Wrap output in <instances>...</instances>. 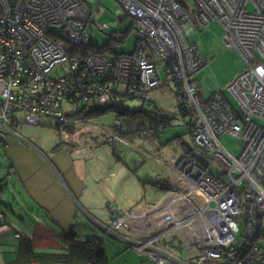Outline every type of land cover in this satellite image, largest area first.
I'll use <instances>...</instances> for the list:
<instances>
[{
    "label": "built area",
    "instance_id": "2783aa9c",
    "mask_svg": "<svg viewBox=\"0 0 264 264\" xmlns=\"http://www.w3.org/2000/svg\"><path fill=\"white\" fill-rule=\"evenodd\" d=\"M88 1L0 0V146L14 138L40 152L19 129L40 126L43 118L62 127L66 144H80L68 151L74 159L83 147L90 154L79 139L90 131L106 135L102 145L123 143L105 122L74 113L83 103L109 102L114 92L144 98L169 69L182 87L195 144L221 165L223 176L216 178L183 151L163 201L137 212L112 206L119 217L97 224L104 241L115 238L157 264H187L162 245L174 231L195 253L192 264H264V0H114L141 26L135 52L119 56L87 53ZM193 22H218L227 50L244 62L246 70L226 87L237 110L222 88L204 98L194 80L207 60L188 40ZM227 135L240 142L238 157L223 146Z\"/></svg>",
    "mask_w": 264,
    "mask_h": 264
},
{
    "label": "rangeland",
    "instance_id": "374dc122",
    "mask_svg": "<svg viewBox=\"0 0 264 264\" xmlns=\"http://www.w3.org/2000/svg\"><path fill=\"white\" fill-rule=\"evenodd\" d=\"M88 6L92 13L86 27V34L89 43L98 49L109 47L113 53L120 55L134 53L137 48L138 31L141 27L140 24L132 18L127 17L123 8L114 0H89ZM249 10L252 11L253 7L250 6ZM190 30L191 33L188 37L189 42L198 45L202 55L207 60L206 66L194 77V80L200 84L203 91V97H210L212 90L216 87L222 88L226 97L237 110L238 106L234 98L226 91V87L236 76L246 70L244 62L237 53L227 50L223 41L224 31L218 22H213L207 26H199L197 23L193 22L190 24ZM167 73V86L164 90L160 91L161 96L163 95L165 97V103L161 104L163 99H159V97L156 102L160 107L165 106L164 109L167 111L165 115L170 119V126L165 128L161 132L162 134L155 132V138L144 140V138H141L138 135L137 127L129 124L127 120L122 118L124 131L127 133L126 139L130 144L125 145L124 142L118 143L116 145V150L114 151L106 148L110 160L116 161V159H118L121 163L126 162V165L131 168L132 174L138 176L141 180H150L148 182L151 183L153 177L159 176V179L163 181L164 184L167 183L168 178L170 177L169 171L167 173V168L170 166L167 167V165L172 163L173 159L180 158L183 151L187 152L188 149H191L198 162L201 158H204L206 162L209 160L207 163L205 162L202 165L199 164L203 168L209 165L205 169L216 178L221 179L223 176L221 165L213 160L212 157L204 155L202 150L195 144L191 135L192 118L190 116L183 117L179 112L177 98L178 87L173 82L172 76L169 75V72ZM56 75L60 74L53 73V76ZM162 87L163 86L157 87L152 93L156 94ZM142 104L143 103L137 101L126 102V106L130 109L141 108ZM116 119L117 116L110 113L96 122L108 120V125H110ZM20 133L25 139L36 145L40 151H35L25 145L21 147V157L26 154V156L30 158V155H27V153L28 151H32L40 157L41 161H44L45 164L49 165L52 164L50 156L52 153L51 148L56 146L54 148V150H56L57 147H63L65 148V152L66 149H68L66 146H63L62 139L59 137L57 124L50 119L43 118L40 126L23 124ZM88 133H90V135H85L82 139L92 141L95 131H90ZM150 133H154L153 130H149V135ZM102 137H106V135L104 134L101 136L100 140ZM15 141L19 143L17 140ZM221 142L232 156L238 157L240 155L242 146L238 139L227 135L222 138ZM0 147V191L6 202L11 203L13 201V196L18 197L17 190L21 191L22 187L20 183L17 182L15 176H9L10 172L16 169L13 166V153L9 152V150L4 151L5 146L1 145ZM19 147L20 144H15L10 150L18 151ZM114 152H116L115 155ZM96 153L102 163L103 160L106 159L103 151H96ZM24 159L28 161L27 158L24 157ZM32 161L34 160L32 159ZM82 180H84V178ZM110 187L113 188L112 185H110ZM146 189L149 192L147 198H153L152 193L153 191H156V189L147 183ZM165 196V194H161V198L156 205L160 204ZM6 215L9 219L13 218L11 211L6 212ZM81 218L84 219L83 214ZM100 236H102V239L104 238V234L101 231ZM105 245H108L109 247L108 256H110V254L115 256L120 252L119 255L112 258V261L115 264H124L125 260L129 262L134 259L139 260L140 258L148 261L144 264H157L150 260L147 254H141L137 250L115 238L106 239L104 241V246ZM162 245L179 260L187 262L186 257L190 256V251L187 249L183 238L178 232L173 231L165 235L162 238Z\"/></svg>",
    "mask_w": 264,
    "mask_h": 264
},
{
    "label": "crops",
    "instance_id": "0c3cea01",
    "mask_svg": "<svg viewBox=\"0 0 264 264\" xmlns=\"http://www.w3.org/2000/svg\"><path fill=\"white\" fill-rule=\"evenodd\" d=\"M167 82L154 94L155 100L158 97L163 99L161 104L165 103V97L161 96L160 91L166 88ZM160 108L167 112L164 109L165 106ZM102 122L106 123L108 130L113 129L114 121L110 125L108 120ZM60 132L59 137L62 139L63 146L68 149L65 152L63 147H57L56 150H54L56 146L51 148L52 164H49L50 166L41 161L40 157L32 151L27 153L30 158L26 154L21 157L23 145L13 138H9L4 147V151L9 150L13 153V166L16 171L14 170L15 174L12 176L17 178L22 189L17 190L18 197L13 196L11 203L6 202L0 191V213L3 214L4 224L7 227L0 231V264H13L19 247L25 240L31 241L38 253H65L68 246L62 239L63 233L74 232L81 240L102 239L101 229L97 224L108 225L113 219L119 217V214L112 212V206L120 203L127 211L137 212L156 205L161 198L160 195L166 193V190H162L158 185L163 182L159 176L153 177L152 182L149 183L150 180H141L133 175L126 162L124 164L118 159L110 160L108 150L114 151L116 147L114 149L112 146L102 145L100 142L102 133L94 134L92 141L82 139L83 136L90 134L80 137V141L87 145L91 152L86 155L87 148L83 147L80 150L82 156L74 159L68 155L69 148H81L80 144L74 142L66 144ZM151 138H155L153 133L148 134L144 140ZM124 142L125 145L130 144L127 139ZM15 144H20L19 150L11 151V147ZM96 151H103L106 159L102 163ZM178 159H173L172 163L167 165V167L170 166L167 168V173L168 171L169 174L171 173V166ZM171 180L170 176L169 183ZM146 183L156 189L151 199L147 198L149 192L146 189ZM8 211L12 212V219L7 217ZM82 214L84 219L81 218ZM103 250L108 259L107 264H115L112 258L120 252L115 256L112 254L108 256V245L103 246ZM192 254L195 253L190 251V256H185L187 261L185 263L192 264ZM145 262L148 261L140 258L129 262L125 260L124 264H144Z\"/></svg>",
    "mask_w": 264,
    "mask_h": 264
},
{
    "label": "trees",
    "instance_id": "16d2710c",
    "mask_svg": "<svg viewBox=\"0 0 264 264\" xmlns=\"http://www.w3.org/2000/svg\"><path fill=\"white\" fill-rule=\"evenodd\" d=\"M139 38V37H138ZM137 38V39H138ZM87 53L104 54L112 53V55L119 56L120 54L113 53L111 48L107 47L105 49H98L94 45L87 48ZM122 55V54H121ZM171 75L169 69H165L162 76L163 86L168 80V73ZM172 76V75H171ZM138 75L134 81L138 84ZM173 82L178 87L177 98L179 104V112L183 117L190 116L189 109L185 106V97L182 91L180 83H178L172 76ZM85 88L82 89V91ZM154 90L149 91L146 97L135 96L133 94H128L126 92H114L112 99L104 104L96 103L94 101L91 106L86 107L83 103L79 107L78 111L74 113V117L83 121H97L110 113L117 116L113 124L119 121L118 126H113L119 138L123 141L126 139L127 133L124 131V125L122 123V118L127 120L129 124L135 125L137 127V133L141 138H145L149 134V130H153V134H162L161 132L167 128L170 119L165 115V111L162 110L159 104L154 99ZM127 101H137L141 102V108L130 109L126 106ZM192 118V117H191ZM55 123V122H54ZM22 127V126H21ZM20 127V129H21ZM19 129V132H20ZM58 131H62V127L57 125ZM68 133L72 134L75 132V127L69 126L67 128ZM156 132V133H155ZM61 133V132H60ZM21 134V133H20ZM191 135H192V125H191ZM193 136V135H192ZM9 139V138H8ZM7 140L4 144L7 145ZM14 139V138H13ZM16 140V139H15ZM119 142H116L112 147H116ZM2 145V146H5ZM22 145V144H21ZM186 152V151H184ZM203 152V151H202ZM194 157L193 150L188 149L186 152ZM204 153V152H203ZM207 156V154L204 153ZM195 158V157H194ZM206 160L204 158L199 159V163L202 165ZM208 162V161H207ZM206 162V163H207ZM204 166V165H203ZM209 166V165H208ZM207 166V167H208ZM205 167V168H207ZM204 168V169H205ZM162 190L168 192L171 190L172 183L161 182L158 184ZM62 239L65 240L68 249L65 253H38L35 250L32 242L25 240L21 243L18 255L13 264H95L100 262L102 264H107L108 259L103 250L104 238L103 239H91V240H81L77 234L74 232H68L62 234Z\"/></svg>",
    "mask_w": 264,
    "mask_h": 264
}]
</instances>
